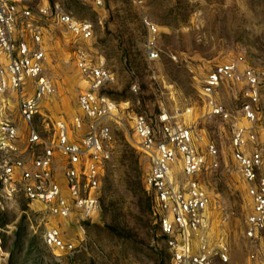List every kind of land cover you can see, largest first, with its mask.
I'll return each instance as SVG.
<instances>
[{
	"label": "rangeland",
	"instance_id": "obj_1",
	"mask_svg": "<svg viewBox=\"0 0 264 264\" xmlns=\"http://www.w3.org/2000/svg\"><path fill=\"white\" fill-rule=\"evenodd\" d=\"M25 4L32 9L56 6L93 23L92 37L83 40L50 20L39 22L43 73L54 92L41 101L33 125L46 137L52 133L48 118H61L68 126L69 140L79 141L87 121L78 105L85 84L77 61L81 57L102 61L113 75L101 89L110 105L104 122L109 160L99 171V207L84 220L74 210L66 218L50 216L40 203L18 193L7 196L0 185V264H170L153 195L145 184L149 161L138 149L133 131L137 114L146 116L157 137V118L162 114L188 127L194 146L205 155L196 179L209 196L206 238L211 247L225 243L228 253L226 262L215 258L211 264H264V237L245 236L251 201L231 157L230 125L207 115L201 94L202 80L215 65L242 57L240 68L248 66L260 77L259 121L254 128L264 158V136L258 125L264 122V0H104L101 7L91 0H28ZM145 20L156 27L161 53L154 61H147L144 54L150 36ZM244 89V83H221L215 98L247 126L239 111ZM1 101L24 149L28 124L20 119L14 98L4 95ZM77 116L82 121L79 128L72 124ZM207 143L217 150L216 166L206 153ZM42 147L37 144L33 150ZM56 162L61 174V160ZM261 171L264 174V163ZM171 174L179 184L185 181L178 156ZM45 227L57 228L64 241L75 245L74 253L45 246Z\"/></svg>",
	"mask_w": 264,
	"mask_h": 264
},
{
	"label": "built area",
	"instance_id": "obj_2",
	"mask_svg": "<svg viewBox=\"0 0 264 264\" xmlns=\"http://www.w3.org/2000/svg\"><path fill=\"white\" fill-rule=\"evenodd\" d=\"M27 1L0 0V97L14 98L20 119L28 124L25 148L21 149L18 128L7 119L6 103L1 101L0 185L7 196L18 193L30 202L40 203L50 216L66 218L74 210L80 219H88L99 207V171L109 160L104 145L109 136L104 122L110 105L101 89L113 80V75L102 61L93 63L79 58L77 68L85 89L78 94V105L87 121L85 134L79 141H71L65 120L48 118L52 133L43 137L33 121L40 115L41 101L54 92V86L43 73L45 51L40 46L42 28L39 22L50 20L83 40L92 37L93 23L76 19L56 6L32 9L25 4ZM91 1L95 7H101L104 2ZM144 24L150 35L144 44V54L147 61H154L161 53L156 43V27L146 20ZM240 62L242 57L215 65L202 80L201 94L207 115L230 125L231 157L251 201L245 236L253 239L256 234L264 237V174L261 171L264 158L254 128L259 121L256 105L260 77L248 66L240 68ZM221 83L245 84L239 111L247 126L238 122L215 98ZM131 89L136 90L134 85ZM157 120L159 137L142 114L135 115L133 131L138 149L149 161L145 184L153 195L159 233L170 253V264H211L215 258L226 262L225 243L211 247L206 238L205 212L209 196L196 179L206 162L205 155L194 146L188 127L171 122L164 114ZM81 122L78 116L72 120L76 128ZM258 125L264 136V122ZM37 144L43 147L35 153L33 147ZM206 153L216 166L217 150L212 143H207ZM177 156L185 177L181 184L173 180L171 174V165ZM56 159L61 160V174L56 169ZM42 240L52 250L67 254L75 251V245L64 241L55 227H45Z\"/></svg>",
	"mask_w": 264,
	"mask_h": 264
},
{
	"label": "trees",
	"instance_id": "obj_3",
	"mask_svg": "<svg viewBox=\"0 0 264 264\" xmlns=\"http://www.w3.org/2000/svg\"><path fill=\"white\" fill-rule=\"evenodd\" d=\"M148 206H151V200H149V198H148ZM17 232H15V234H16ZM28 243H29V245H31L32 244V240L31 239H29L28 240ZM2 246L4 247V245L2 244Z\"/></svg>",
	"mask_w": 264,
	"mask_h": 264
}]
</instances>
